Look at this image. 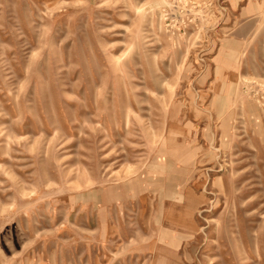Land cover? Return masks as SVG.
<instances>
[{"label":"rangeland","instance_id":"rangeland-1","mask_svg":"<svg viewBox=\"0 0 264 264\" xmlns=\"http://www.w3.org/2000/svg\"><path fill=\"white\" fill-rule=\"evenodd\" d=\"M0 264H264V0H0Z\"/></svg>","mask_w":264,"mask_h":264}]
</instances>
